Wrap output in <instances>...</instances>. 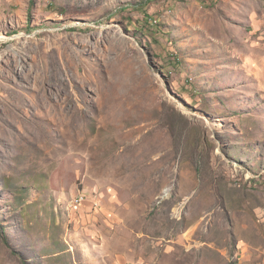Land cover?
Masks as SVG:
<instances>
[{"label": "rangeland", "instance_id": "374dc122", "mask_svg": "<svg viewBox=\"0 0 264 264\" xmlns=\"http://www.w3.org/2000/svg\"><path fill=\"white\" fill-rule=\"evenodd\" d=\"M0 264H264V0H0Z\"/></svg>", "mask_w": 264, "mask_h": 264}, {"label": "built area", "instance_id": "2783aa9c", "mask_svg": "<svg viewBox=\"0 0 264 264\" xmlns=\"http://www.w3.org/2000/svg\"><path fill=\"white\" fill-rule=\"evenodd\" d=\"M89 199L87 196L78 195L73 199V208H80L88 203Z\"/></svg>", "mask_w": 264, "mask_h": 264}, {"label": "crops", "instance_id": "0c3cea01", "mask_svg": "<svg viewBox=\"0 0 264 264\" xmlns=\"http://www.w3.org/2000/svg\"><path fill=\"white\" fill-rule=\"evenodd\" d=\"M232 118L235 119L236 122H237L239 125H243L244 128H245L246 130L250 131V129H248L247 126H246V123H247V122H244L245 120H242V118L239 117V115L236 114V116L234 115Z\"/></svg>", "mask_w": 264, "mask_h": 264}, {"label": "trees", "instance_id": "16d2710c", "mask_svg": "<svg viewBox=\"0 0 264 264\" xmlns=\"http://www.w3.org/2000/svg\"><path fill=\"white\" fill-rule=\"evenodd\" d=\"M31 5H34V3H33V2H31Z\"/></svg>", "mask_w": 264, "mask_h": 264}, {"label": "bare ground", "instance_id": "6f19581e", "mask_svg": "<svg viewBox=\"0 0 264 264\" xmlns=\"http://www.w3.org/2000/svg\"><path fill=\"white\" fill-rule=\"evenodd\" d=\"M211 207V206H210ZM215 216V215H214Z\"/></svg>", "mask_w": 264, "mask_h": 264}]
</instances>
